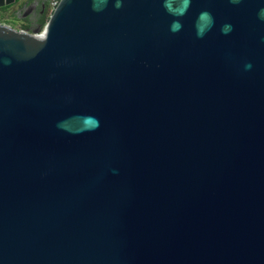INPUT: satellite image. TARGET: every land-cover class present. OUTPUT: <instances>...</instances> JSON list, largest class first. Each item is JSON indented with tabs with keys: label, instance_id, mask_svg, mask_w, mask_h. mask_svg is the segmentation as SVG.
<instances>
[{
	"label": "water",
	"instance_id": "1",
	"mask_svg": "<svg viewBox=\"0 0 264 264\" xmlns=\"http://www.w3.org/2000/svg\"><path fill=\"white\" fill-rule=\"evenodd\" d=\"M0 264H264V0L0 24Z\"/></svg>",
	"mask_w": 264,
	"mask_h": 264
},
{
	"label": "crops",
	"instance_id": "2",
	"mask_svg": "<svg viewBox=\"0 0 264 264\" xmlns=\"http://www.w3.org/2000/svg\"><path fill=\"white\" fill-rule=\"evenodd\" d=\"M42 1L43 0H34L35 3L32 5L33 11L37 10V8L40 9V5H41ZM21 11L22 10L18 9L17 11H14V12L16 14H18ZM15 13L9 14L6 11L0 12V24H4V25L9 26L7 21H9V19H12L15 16ZM36 15L37 14H34V12H31V13L27 12V15L25 17L17 18L16 20H18L20 22V24H21L20 29L23 28V27H24V30H27V31H30L31 29H33L36 26V23H35V20H34Z\"/></svg>",
	"mask_w": 264,
	"mask_h": 264
},
{
	"label": "trees",
	"instance_id": "3",
	"mask_svg": "<svg viewBox=\"0 0 264 264\" xmlns=\"http://www.w3.org/2000/svg\"><path fill=\"white\" fill-rule=\"evenodd\" d=\"M47 3H48V0H43V1L41 2V4H43L44 7L42 8L41 5H40L41 13H40V15H39V17H38V19H37V22H36V25H37V26L42 27V26L44 25V23L46 22L47 18H48V17H47L48 14H47V10H46V5H47ZM20 30H24V27L21 28Z\"/></svg>",
	"mask_w": 264,
	"mask_h": 264
},
{
	"label": "rangeland",
	"instance_id": "4",
	"mask_svg": "<svg viewBox=\"0 0 264 264\" xmlns=\"http://www.w3.org/2000/svg\"><path fill=\"white\" fill-rule=\"evenodd\" d=\"M50 0H48V2H49ZM51 7L48 5V3H47V5H46V10H47V14L49 15L50 14V11H51ZM19 15H16L15 14V18L13 17L12 19H9V21H7L8 22V24H9V27H11V28H13V29H15V30H19L20 29V26H21V24H20V22L18 21V20H16L17 18H19L21 15H20V13H18ZM48 17V16H47ZM37 26V25H36Z\"/></svg>",
	"mask_w": 264,
	"mask_h": 264
},
{
	"label": "flooded vegetation",
	"instance_id": "5",
	"mask_svg": "<svg viewBox=\"0 0 264 264\" xmlns=\"http://www.w3.org/2000/svg\"><path fill=\"white\" fill-rule=\"evenodd\" d=\"M33 0H28L27 1V4H31V2H32ZM25 10V9H24ZM24 10H22L21 12H20V17H22V15H23V13H24ZM2 12V11H1ZM34 12V14H37L36 16H35V23L37 22V19H38V17H39V15H40V13H41V9H39V8H37V10H34L33 11ZM13 13H15V12H13ZM16 14V13H15ZM16 15H19V14H16ZM19 17V18H20Z\"/></svg>",
	"mask_w": 264,
	"mask_h": 264
},
{
	"label": "built area",
	"instance_id": "6",
	"mask_svg": "<svg viewBox=\"0 0 264 264\" xmlns=\"http://www.w3.org/2000/svg\"><path fill=\"white\" fill-rule=\"evenodd\" d=\"M57 1H58V0H50V1L48 2V5H49L51 8H53V7L56 5Z\"/></svg>",
	"mask_w": 264,
	"mask_h": 264
},
{
	"label": "clouds",
	"instance_id": "7",
	"mask_svg": "<svg viewBox=\"0 0 264 264\" xmlns=\"http://www.w3.org/2000/svg\"><path fill=\"white\" fill-rule=\"evenodd\" d=\"M119 6V5H118ZM249 67H250V65H249Z\"/></svg>",
	"mask_w": 264,
	"mask_h": 264
}]
</instances>
